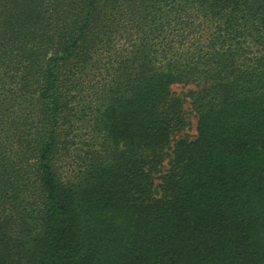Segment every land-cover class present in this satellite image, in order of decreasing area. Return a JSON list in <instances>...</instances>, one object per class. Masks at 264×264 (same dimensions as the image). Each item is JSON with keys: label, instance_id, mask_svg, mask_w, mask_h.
<instances>
[{"label": "trees", "instance_id": "16d2710c", "mask_svg": "<svg viewBox=\"0 0 264 264\" xmlns=\"http://www.w3.org/2000/svg\"><path fill=\"white\" fill-rule=\"evenodd\" d=\"M0 264H264V0H0Z\"/></svg>", "mask_w": 264, "mask_h": 264}, {"label": "rangeland", "instance_id": "374dc122", "mask_svg": "<svg viewBox=\"0 0 264 264\" xmlns=\"http://www.w3.org/2000/svg\"><path fill=\"white\" fill-rule=\"evenodd\" d=\"M172 89L175 92H178V93H181V92L184 93L187 90L186 87H183L181 85H174V86H172ZM184 107H185V111H186V114H187L188 119H189V125H188L187 128L183 129L179 133V135L180 136L192 137L195 134V119L193 118L192 112L189 109L190 106H189V103L188 102H185L184 103ZM156 183H158V180H156Z\"/></svg>", "mask_w": 264, "mask_h": 264}]
</instances>
